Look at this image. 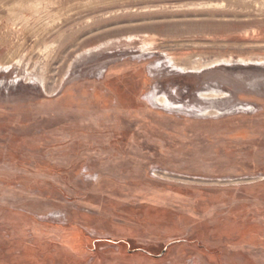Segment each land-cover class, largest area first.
I'll return each mask as SVG.
<instances>
[{"label": "rangeland", "instance_id": "obj_1", "mask_svg": "<svg viewBox=\"0 0 264 264\" xmlns=\"http://www.w3.org/2000/svg\"><path fill=\"white\" fill-rule=\"evenodd\" d=\"M194 242L264 264V0H0V264Z\"/></svg>", "mask_w": 264, "mask_h": 264}, {"label": "crops", "instance_id": "obj_2", "mask_svg": "<svg viewBox=\"0 0 264 264\" xmlns=\"http://www.w3.org/2000/svg\"><path fill=\"white\" fill-rule=\"evenodd\" d=\"M72 239L74 242H79L80 247H82L83 249H89L90 247V248H96L97 250L100 249L101 247H110L111 249H116L119 252H124L129 256H133L134 253H136L135 251L132 250V244L124 240H112V239H102V238L93 239L90 236H88L86 232L76 233V235L73 236ZM193 244L196 243L194 242ZM196 245L197 248L198 247L202 248V253L206 255V257L208 258L207 259L208 262H211V264H219V257H220L219 251L216 250L214 251L205 244L200 245V243H197ZM140 252L148 257H152V258L155 257L146 250H141ZM162 252H163L162 256H159L160 259L163 258L167 253H169V247L167 246Z\"/></svg>", "mask_w": 264, "mask_h": 264}]
</instances>
